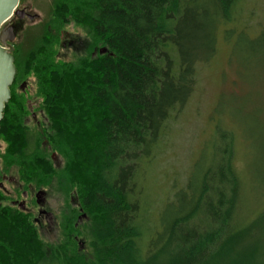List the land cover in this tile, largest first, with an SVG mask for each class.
I'll return each mask as SVG.
<instances>
[{
    "label": "trees",
    "instance_id": "obj_1",
    "mask_svg": "<svg viewBox=\"0 0 264 264\" xmlns=\"http://www.w3.org/2000/svg\"><path fill=\"white\" fill-rule=\"evenodd\" d=\"M239 2L53 0L42 27L20 20L16 39L29 38L13 42L16 77L0 121V168L15 170L20 192L56 186L65 209L60 239L47 241L33 215L0 188V264H264V207L246 198L233 132H222L225 144L209 163L195 164L161 210L159 229L146 224L136 180ZM71 23L83 32L81 46L74 58L60 59ZM263 41L264 34L252 44ZM30 77L46 114L43 129L26 123L18 84L28 86Z\"/></svg>",
    "mask_w": 264,
    "mask_h": 264
},
{
    "label": "rangeland",
    "instance_id": "obj_2",
    "mask_svg": "<svg viewBox=\"0 0 264 264\" xmlns=\"http://www.w3.org/2000/svg\"><path fill=\"white\" fill-rule=\"evenodd\" d=\"M52 5L53 0H21L20 8L34 16L24 17V27H42L49 19ZM237 9L236 19L220 26L215 55L209 62L198 65L196 86L188 102L171 113L153 156L140 163L137 189L145 211L148 209L146 224L149 227H161V210L182 189L200 158L204 160L206 157L209 163L211 154L219 153L225 144L222 132L234 133L235 163L245 180L246 198L252 200V207L258 211L264 207V196L257 198L264 191V41L252 44V40L264 34V0H240ZM80 34L83 32L79 26L72 23L66 26L61 37L62 46L58 45V58L75 57L76 48L81 46ZM28 38L20 36L19 40L16 39L17 44L27 43ZM246 59L249 61L247 66ZM29 81L28 86L24 82L26 104H41L35 79L30 77ZM36 119L41 124L34 121L30 112L29 126L32 129L46 127L44 112H38ZM0 148L4 152L6 144L3 140H0ZM7 174L16 178L15 170L10 169ZM4 185L19 204L26 200L28 207L36 206V197L30 195V189L22 186L20 192L18 184L9 181ZM47 189L45 197L49 209L58 214L60 220L65 209V193L54 185ZM35 206L32 208L36 212ZM59 222L40 229L45 240L60 239ZM81 245L88 250L85 241Z\"/></svg>",
    "mask_w": 264,
    "mask_h": 264
},
{
    "label": "water",
    "instance_id": "obj_3",
    "mask_svg": "<svg viewBox=\"0 0 264 264\" xmlns=\"http://www.w3.org/2000/svg\"><path fill=\"white\" fill-rule=\"evenodd\" d=\"M20 0H0V121L4 117L6 103L10 100L11 86L16 77L14 49L11 42L16 38L15 27L11 25L13 16L21 19L25 16H34L26 13L25 9L18 8ZM16 9V10H15Z\"/></svg>",
    "mask_w": 264,
    "mask_h": 264
},
{
    "label": "flooded vegetation",
    "instance_id": "obj_4",
    "mask_svg": "<svg viewBox=\"0 0 264 264\" xmlns=\"http://www.w3.org/2000/svg\"><path fill=\"white\" fill-rule=\"evenodd\" d=\"M23 20L24 18H20L19 16H15V19L11 21V25L15 27V30H16V36H17V30H18V27L21 26L20 23L16 20ZM15 40V39H14ZM14 40L11 42V44L13 45V42ZM25 86V83L22 82V83H19L18 84V87L21 88V90L23 92L26 91V88H24ZM25 96V94H24ZM30 101V100H29ZM28 108H29V111L31 112V116H33V119L34 121H37L39 124H41L40 121H38L36 118L38 117V112L39 113H43L44 112V108L42 107V105L40 103H32V102H29L28 103ZM30 113L27 115V118H26V123L29 125V122H30ZM53 162H55V164H57L58 166H61V160L60 158L58 157H55V155H51V158H50ZM9 170H5V168L1 169L0 170V188H2V190L4 192H6L7 194L9 193L4 185V182H14L16 183L17 180L16 178L14 177H10L7 172ZM43 190H46V193H43L44 191ZM30 192V195H34L36 198H35V203H36V206L35 205H32L31 208L27 206V201L24 200L23 203L19 204L18 202V205L22 208V209H25L26 211H28L29 213H31L33 215V219L34 221L36 222V224L39 225V228H43L47 225V224H51V223H55L57 224V221H60L57 217H58V214H56L55 212L51 211L49 209V206H48V202H47V191L48 189H44V188H40V187H30V190H28ZM24 195H27V192L25 191L23 193ZM44 194V198H42V195ZM46 196V197H45ZM33 199V197H32ZM36 208V212L35 210L32 208L34 207ZM61 210V209H60ZM54 213V214H53ZM62 214V212H61ZM57 215V216H56ZM42 231V229H41Z\"/></svg>",
    "mask_w": 264,
    "mask_h": 264
}]
</instances>
